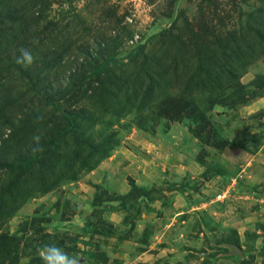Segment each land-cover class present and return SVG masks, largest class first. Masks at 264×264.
Here are the masks:
<instances>
[{
	"label": "rangeland",
	"instance_id": "obj_1",
	"mask_svg": "<svg viewBox=\"0 0 264 264\" xmlns=\"http://www.w3.org/2000/svg\"><path fill=\"white\" fill-rule=\"evenodd\" d=\"M262 18L264 0H0V80L15 99L0 151L32 104L60 124L74 117L84 156L110 145L77 178L18 187L0 215L16 242L5 264H43L45 243L79 264H264V42L253 31ZM233 36L253 58L211 92L205 68L228 57L218 46ZM21 47L37 57L29 68L15 63ZM105 61L101 78L87 76ZM22 135L16 151L35 147ZM11 181L0 169V196Z\"/></svg>",
	"mask_w": 264,
	"mask_h": 264
},
{
	"label": "trees",
	"instance_id": "obj_2",
	"mask_svg": "<svg viewBox=\"0 0 264 264\" xmlns=\"http://www.w3.org/2000/svg\"><path fill=\"white\" fill-rule=\"evenodd\" d=\"M253 31L257 37L260 38V42H264V19L263 21H259L258 27L254 25ZM231 39V43L222 40L218 46L220 50L224 51L223 53L225 55L228 54V57L226 56L224 59H220L218 65L211 64L205 68L203 79L207 90L211 92L220 90L225 91L226 84H224V80L226 79L234 83L233 79L238 76L239 70L247 65L251 58H253V48L250 47V45L237 48V38L233 36ZM231 44H233V48ZM216 50L214 56L219 52V50H217L218 52ZM107 63L106 61L102 63L97 62L95 69L89 72L87 76L90 78H97L99 76L101 78L103 73L110 67ZM213 66H216L215 70H213L215 68ZM261 80L263 81L260 87L264 86V77L261 78ZM33 83L35 84L36 80L32 82V84ZM4 85L5 84H2L0 80V91H2L0 92V124L3 125L4 123L2 122L6 123V119L12 120V115H10L12 110L10 104L15 100L14 97H12V91L9 88L6 89ZM219 86L222 87V89H219ZM240 88L241 86L239 89ZM118 90L119 89H117L114 94L116 93V95H118ZM256 90L257 89H252V91L248 90L245 94H253ZM37 92L38 94L36 97H39L46 104L48 102L46 100V94L49 92L43 89V87L37 89ZM134 95L139 99V103H137V98L134 99V104L142 106V103L146 100L137 95V91H135ZM133 101L127 98V103H132ZM118 102L121 103V100H118ZM119 103L118 105L122 106V104ZM55 108L57 109L59 107L56 106ZM121 109L122 107H120V110ZM48 112L32 104L21 120L19 127H13L15 131L14 135L18 130V137L12 142H9V139L6 140L7 144L3 146V148L7 150L6 153L0 151V157L3 158V160L7 157L10 159L8 162L0 163V169L13 178L11 185L7 184V189L5 190L7 193L1 194L0 196V201L2 203L0 206V215L3 214V211L7 214L10 208L18 201V187H25L27 191L24 193L27 194L36 188L40 190L47 189L48 185L53 186L66 176L77 178L83 169L95 168L96 164L99 162L98 160L102 156L104 157L108 152V146L110 145H107V143H109L108 140L106 142L104 140L92 148L85 147L87 149V154L84 156L82 154L83 149L81 148V144L83 143L84 146H86L85 144L87 141L83 138V128H80L78 121L70 114L64 113L63 117L66 119V123L60 124V119L57 120V112ZM12 125L13 123L11 122L9 126ZM37 134L41 137L40 145L43 147L42 152L33 151V148L37 147L35 143H33L35 147H26V149H23L21 146L18 151H16L17 145L20 144V135H22L21 138L24 139L28 138L30 135L34 136ZM70 136H72L73 139H70ZM17 139L19 140L17 141ZM97 151H100V157H98V159L93 158V154ZM20 195L22 196L23 194ZM232 242L237 244L240 243L239 240H232ZM15 244L16 242L11 237L0 232V264L6 263L11 252L15 249ZM91 254H93V252H91ZM250 262L251 261L247 260L246 264Z\"/></svg>",
	"mask_w": 264,
	"mask_h": 264
},
{
	"label": "clouds",
	"instance_id": "obj_3",
	"mask_svg": "<svg viewBox=\"0 0 264 264\" xmlns=\"http://www.w3.org/2000/svg\"><path fill=\"white\" fill-rule=\"evenodd\" d=\"M32 43H38L32 41ZM19 55L14 57L15 63L24 68H29L36 63L37 57L33 55L31 48L21 47L19 48ZM33 141L37 147L33 148V151H43V147L40 145V135H34ZM37 253L43 264H79L80 257L75 253H69L65 248L59 246L56 243H45L37 247Z\"/></svg>",
	"mask_w": 264,
	"mask_h": 264
},
{
	"label": "water",
	"instance_id": "obj_4",
	"mask_svg": "<svg viewBox=\"0 0 264 264\" xmlns=\"http://www.w3.org/2000/svg\"><path fill=\"white\" fill-rule=\"evenodd\" d=\"M230 247H231L232 253H234V254L238 253L240 255H243L244 251L238 245L232 244V245H230Z\"/></svg>",
	"mask_w": 264,
	"mask_h": 264
}]
</instances>
